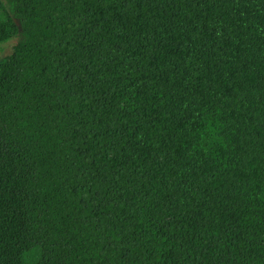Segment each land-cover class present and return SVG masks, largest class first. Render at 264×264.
Masks as SVG:
<instances>
[{
    "label": "trees",
    "instance_id": "16d2710c",
    "mask_svg": "<svg viewBox=\"0 0 264 264\" xmlns=\"http://www.w3.org/2000/svg\"><path fill=\"white\" fill-rule=\"evenodd\" d=\"M6 2L0 264H264V0Z\"/></svg>",
    "mask_w": 264,
    "mask_h": 264
},
{
    "label": "rangeland",
    "instance_id": "374dc122",
    "mask_svg": "<svg viewBox=\"0 0 264 264\" xmlns=\"http://www.w3.org/2000/svg\"><path fill=\"white\" fill-rule=\"evenodd\" d=\"M5 1V3H9L10 2H6V0H3ZM11 7H13V5H7V9L9 10V12L11 13ZM15 12V11H14ZM18 42V39L17 37L13 38L11 41L5 43V44H2L0 47L2 48L1 51H0V61L5 57V56H8L10 55L12 52H13V47L16 45V43ZM17 95L16 94H13V99H17Z\"/></svg>",
    "mask_w": 264,
    "mask_h": 264
}]
</instances>
